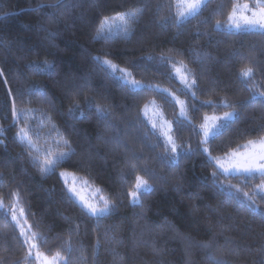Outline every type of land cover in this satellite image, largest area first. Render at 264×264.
Listing matches in <instances>:
<instances>
[{
	"label": "trees",
	"instance_id": "16d2710c",
	"mask_svg": "<svg viewBox=\"0 0 264 264\" xmlns=\"http://www.w3.org/2000/svg\"><path fill=\"white\" fill-rule=\"evenodd\" d=\"M248 1L207 0L178 20L175 0H0V264H37L13 219L21 209L36 252L60 264H264V178L213 176L216 158L264 138V32L225 27ZM137 10L127 38H95L103 19ZM149 100L171 121L176 159L142 116ZM229 111L202 143L204 118ZM22 129L69 155L42 174ZM59 170L99 188L112 210L82 212ZM138 176L152 191L133 205Z\"/></svg>",
	"mask_w": 264,
	"mask_h": 264
},
{
	"label": "snow or ice",
	"instance_id": "6c2138e0",
	"mask_svg": "<svg viewBox=\"0 0 264 264\" xmlns=\"http://www.w3.org/2000/svg\"><path fill=\"white\" fill-rule=\"evenodd\" d=\"M204 3H207V0H203ZM180 4L183 6L179 11V16L182 18H187L198 12L202 6V0H180ZM240 5H237L233 8L232 16L229 17V20H233V17L236 15V12L240 8ZM255 7L260 9V12H252V16L256 17L259 15L260 19H250L248 17H244V24L236 23L234 25H229V27H235L237 30H254L258 25L259 28L264 29V0H260V2L256 3ZM244 10H249V6L247 4L242 5ZM140 10L130 11L123 15H118L111 18H105L101 21L99 29L97 31L96 39L109 40L113 36L121 35L122 38H127V34L130 31L128 27L129 20L137 19ZM118 22V23H117ZM217 27H220L218 24ZM116 29V31H113ZM107 33V35H106ZM106 68L111 70V74L117 80L123 81L126 85H131L133 89L141 87L138 81L127 79V77L131 76V73L125 72L124 69L118 68L117 65L112 64L110 61L104 60L99 61ZM179 72L180 70L177 69ZM122 74V75H121ZM243 77L250 78L253 75L252 69L247 68L241 74ZM190 87V86H189ZM166 92V90H163ZM264 95V94H262ZM182 103V102H181ZM147 107V106H146ZM71 112L72 109H69ZM103 112V110H101ZM183 110L181 111V116H183ZM231 113L226 114L225 117H222L223 120H228L231 117ZM156 127V124L153 123V128ZM220 127L222 126H213V129H208L207 127L204 130V143L208 142L209 136L212 137L220 134ZM170 130V129H169ZM23 142L27 133L22 129L21 133L18 134ZM167 137L168 144L170 145V151L172 153L176 152V146L171 136L168 135L167 132L164 133ZM30 143V142H29ZM31 146V145H30ZM245 149L251 148L253 151L246 152L240 161H235L233 158L236 157L237 152H232L228 155L227 160L228 164L226 166L224 158H216V168L218 172H213V176L224 175L225 177L236 176L239 177L241 174L244 176L251 177L254 174H259L262 178H264V163H260V161H264V140H260L258 142L249 141L248 144L242 146ZM168 150V149H166ZM207 148L204 149V152H207ZM69 155L68 152H59L57 160H48L46 161V167L41 169L42 174L46 175L51 171H54L55 165L60 159H64ZM61 176L64 178V184L66 186V192L68 194L69 199L74 203L78 204L81 208V211L86 213L92 217H103L106 216L112 210V202L101 193L99 188L95 189V191L88 192V189L91 188L89 182L83 178L75 177L71 173H61ZM79 185L80 190H78L77 186ZM261 189L264 190V185H261ZM81 191L88 192L87 195H82ZM152 191L151 185L147 182V180L137 177L135 183V189L132 191L131 203L133 205L140 204V195H147ZM238 191V190H237ZM245 196L248 194L245 193ZM98 197V201H102V206H97V203L91 202L96 200ZM142 207V205H141ZM251 207V205H249ZM21 214H23V210L21 209ZM15 220V216H13ZM18 223V221H17ZM35 247V245H33ZM31 255V253H29Z\"/></svg>",
	"mask_w": 264,
	"mask_h": 264
},
{
	"label": "rangeland",
	"instance_id": "374dc122",
	"mask_svg": "<svg viewBox=\"0 0 264 264\" xmlns=\"http://www.w3.org/2000/svg\"><path fill=\"white\" fill-rule=\"evenodd\" d=\"M260 2V0H250L248 2H243V3H239L237 5H240L241 7L238 9V11L236 12V15L233 17V20H227L226 24H225V27L227 30H234V31H239L237 30L234 26L233 27H229V25H234L236 23H239V24H244V17H248L250 19H260L259 15H257L256 17H253L252 16V12H257L259 13L260 12V9L255 7L256 3ZM203 0H202V4H203ZM244 4H247L249 6V9H251V11L249 10H244L242 8V5ZM175 5H176V18L178 20H181V19H185V18H182L179 16V11L181 10V8L183 7L181 4H180V0H175ZM237 5H235L234 7H236ZM197 13V12H196ZM232 13H233V9L229 15L232 16ZM194 15V14H193ZM192 16V15H191ZM190 17V16H188ZM118 23V22H117ZM243 30V29H241ZM113 31H116V29H113ZM249 31H260V32H264V29H261L259 28V26L257 25L256 28L254 30H249ZM107 35V33H106ZM177 69H179L180 71L178 72ZM175 70V74H176V77L178 79V81L180 83H184L186 85V82L188 79L187 77V73H183V70L181 68H177ZM125 70V69H124ZM125 72H127L125 70ZM128 73V72H127ZM122 75V74H121ZM127 79H130L132 80L130 77H127ZM131 86V85H130ZM170 97L172 98V100L175 102L176 106H177V115L179 118H182L184 117L185 115L181 116V111L183 110V113L185 114L184 112V106H183V102L181 99H179L177 96L175 95H172L170 94ZM182 102V103H181ZM147 106V107H146ZM231 113V117L230 119L228 120H223L221 119L222 117H225L226 114H229ZM142 116L143 118L147 121L148 125L151 127V129L153 131H155L156 133L159 134V136L162 138L166 148L168 149L170 155L172 156L173 159H176L178 154H179V147L177 146V144L175 143L174 141V138L172 136V124H171V121L168 120L164 115L163 113L161 112L158 104L153 101V100H149L143 107L142 109ZM234 118V112L232 111H229L227 113H224V114H221V115H213V116H208V117H205L204 120H203V123L202 125L200 126V132H201V142L204 143V130L205 128L207 127L208 129H213V126H221L222 124L232 120ZM153 123L156 124V127L153 128ZM170 129V130H169ZM167 132L169 136L172 137L174 143H175V146H176V152L175 153H172L170 151V145L168 144V141H167V137L164 135V133ZM20 137V136H19ZM211 137V135L209 136V138ZM260 140H264V138L262 139H259L257 141H254V142H258ZM24 144L27 145L28 147H31L32 150H34V152L36 153V156H37V161L38 163L40 164L41 168H44L46 167V161L48 160H57L58 159V153L59 152H64L62 150H59V148H56L54 150V148H52L51 145L49 146H44L43 144H41L42 146H39V145H34L31 141L29 143L28 139L26 138L24 141ZM248 144V143H247ZM31 145V146H30ZM246 145V144H245ZM44 146V147H43ZM205 149V147L203 146V150ZM53 151V152H52ZM253 151L251 148L249 149H243L242 151H238L237 152V155L236 157H234L233 159L235 161H240L242 156L246 153V152H251ZM52 152V153H50ZM207 153V152H205ZM227 157H223L225 159V163H226V166L228 164V160H227ZM62 159L58 160V162L56 163L55 167L58 165V163L61 161ZM260 163H264V161H260ZM61 173H71V172H68V171H65V170H59V175L64 183V178L61 176ZM72 174V173H71ZM73 176H75L74 174H72ZM76 177V176H75ZM140 178H143L141 176H138ZM137 179V178H136ZM136 183V181H135ZM66 187V186H65ZM78 190H80V187L79 185L77 186ZM95 187H92L90 189H88V192H92V191H95ZM134 189H135V186H134ZM133 189V191H134ZM88 192H84V191H81V194L82 195H87ZM132 193V191H131ZM131 193H130V197H129V201L131 203V200H132V196H131ZM91 202H94V203H97V206H102V201H98V197L96 198V200H93ZM19 216H15V224L16 226L18 227L19 231H20V234L25 237V243L28 247V250H29V253H31V255H29L30 257L34 258L35 261L37 262V264H60L63 260L59 257V256H51V257H48V256H45L44 254H41V253H38L36 252L35 248L33 247L34 243L32 242V239L27 237V232H28V227L27 225H25L23 223V221L20 219L22 217V214H18ZM18 221V223H17Z\"/></svg>",
	"mask_w": 264,
	"mask_h": 264
}]
</instances>
